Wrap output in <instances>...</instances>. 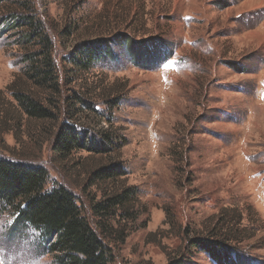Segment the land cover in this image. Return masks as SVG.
<instances>
[{
  "label": "rangeland",
  "instance_id": "rangeland-1",
  "mask_svg": "<svg viewBox=\"0 0 264 264\" xmlns=\"http://www.w3.org/2000/svg\"><path fill=\"white\" fill-rule=\"evenodd\" d=\"M21 12L51 41L60 91L27 82L38 46L2 24L0 157L43 167L45 190L65 187L92 226L124 231L104 238L108 264H264V0H0V18ZM102 40L111 55L73 62ZM13 89L53 116L28 118ZM64 123L108 149L59 150ZM107 168L112 178L93 176ZM122 189L133 219L94 215ZM16 212L0 202V220ZM27 229L25 256L61 264Z\"/></svg>",
  "mask_w": 264,
  "mask_h": 264
},
{
  "label": "trees",
  "instance_id": "trees-1",
  "mask_svg": "<svg viewBox=\"0 0 264 264\" xmlns=\"http://www.w3.org/2000/svg\"><path fill=\"white\" fill-rule=\"evenodd\" d=\"M6 24V30H25L26 43L38 46L37 50L26 54L24 62L27 67L24 76L34 86H45L52 92L59 93L60 85L54 72L51 56V41L43 29L28 13H10L0 18V28ZM160 52V51H158ZM77 57L73 62L87 69L100 56L111 55L107 41L83 43L76 50ZM12 97L20 110L28 117L50 119V110L29 91L13 89ZM56 146L59 150L70 151L73 148H84L95 153L105 152L108 147L102 142L87 138L86 134L77 133L75 128L64 123L57 134ZM116 169V168H114ZM98 178H112V169H101L93 173ZM46 170L0 157V202L16 206L15 222L32 226L41 233L48 244L49 252L54 253L61 264H108L110 251L104 238H115L122 241L125 233L107 221L94 227L81 214L73 194L63 186L45 190ZM135 200L131 189H122L97 201L93 207L96 216L111 219L119 214L133 219L130 203ZM18 217V218H17ZM99 218V220H100ZM31 221V223H29ZM99 230V233L97 230Z\"/></svg>",
  "mask_w": 264,
  "mask_h": 264
},
{
  "label": "clouds",
  "instance_id": "clouds-1",
  "mask_svg": "<svg viewBox=\"0 0 264 264\" xmlns=\"http://www.w3.org/2000/svg\"><path fill=\"white\" fill-rule=\"evenodd\" d=\"M15 230L13 231V226ZM27 223L22 226H16L15 221L4 231L0 232V264H36L38 256L26 257L24 254V242L28 239ZM39 255H48L43 250ZM47 264H53L49 260Z\"/></svg>",
  "mask_w": 264,
  "mask_h": 264
},
{
  "label": "snow or ice",
  "instance_id": "snow-or-ice-1",
  "mask_svg": "<svg viewBox=\"0 0 264 264\" xmlns=\"http://www.w3.org/2000/svg\"><path fill=\"white\" fill-rule=\"evenodd\" d=\"M162 67L165 69H170L172 67V63L170 62V58H166L162 62ZM52 189H49L51 191ZM18 218V217H17ZM14 220H9L5 222L4 220H0V232H4L12 223ZM31 223V221H29Z\"/></svg>",
  "mask_w": 264,
  "mask_h": 264
}]
</instances>
